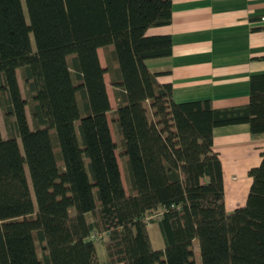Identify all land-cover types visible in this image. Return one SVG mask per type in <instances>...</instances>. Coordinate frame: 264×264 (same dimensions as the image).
I'll list each match as a JSON object with an SVG mask.
<instances>
[{"label":"trees","instance_id":"16d2710c","mask_svg":"<svg viewBox=\"0 0 264 264\" xmlns=\"http://www.w3.org/2000/svg\"><path fill=\"white\" fill-rule=\"evenodd\" d=\"M172 8L0 0V264H102L98 238L106 264H198L196 254L202 264H264V152L246 203L228 211L213 147L216 126L247 122L264 134V72L251 76L247 104L177 101L147 62L172 52L170 34L147 32L170 23Z\"/></svg>","mask_w":264,"mask_h":264},{"label":"crops","instance_id":"0c3cea01","mask_svg":"<svg viewBox=\"0 0 264 264\" xmlns=\"http://www.w3.org/2000/svg\"><path fill=\"white\" fill-rule=\"evenodd\" d=\"M263 14L264 0H173L172 21L147 31L170 34L172 52L147 62L161 82L172 83L177 101L210 98L216 108L247 104L251 76L264 72ZM99 55L106 65L104 48ZM110 77L106 72L116 108ZM213 147L224 169L225 206L233 211L247 201L253 183L249 170L263 159L264 134L254 136L247 122L216 126Z\"/></svg>","mask_w":264,"mask_h":264},{"label":"rangeland","instance_id":"374dc122","mask_svg":"<svg viewBox=\"0 0 264 264\" xmlns=\"http://www.w3.org/2000/svg\"><path fill=\"white\" fill-rule=\"evenodd\" d=\"M101 51L103 53V50H101ZM19 78H20V81L22 83V79H21L20 76H19ZM108 81H109V77H108ZM110 91H111L112 99L114 101V95H113L111 87H110ZM109 117L111 118L112 115L110 114ZM0 122H1L2 131H3L4 135H7V126H6V122H5V119H4V111L1 108H0ZM111 126H112V129H113V133L115 135V138H117L116 137L117 133H116L115 127L113 125V122H112ZM117 153H118V159L120 161V165H121V168H122V174H123V178H124V181H125V185H126L127 190H129L128 179H127V176H126V173H125V160L120 155L119 150L117 151ZM72 211H73V209H72ZM149 228H150V233H151L153 245L156 248H163L165 246V240L163 238V235H162V233L160 231V228H159V225L157 224V222L151 223ZM97 247H98V251H99V255H100L102 264H106L107 260H108V255H107L106 246H105V244H104L102 239H99V238L97 239ZM195 247L198 248V243L197 242L195 244ZM39 252L41 253V248H39ZM196 258L198 260V264H202L201 263V256L199 254H196Z\"/></svg>","mask_w":264,"mask_h":264},{"label":"built area","instance_id":"2783aa9c","mask_svg":"<svg viewBox=\"0 0 264 264\" xmlns=\"http://www.w3.org/2000/svg\"><path fill=\"white\" fill-rule=\"evenodd\" d=\"M261 20L264 21V14L261 16Z\"/></svg>","mask_w":264,"mask_h":264}]
</instances>
